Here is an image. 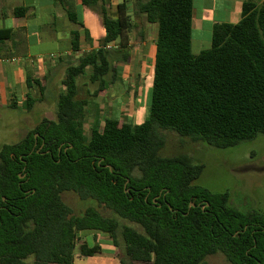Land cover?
<instances>
[{
  "label": "trees",
  "instance_id": "1",
  "mask_svg": "<svg viewBox=\"0 0 264 264\" xmlns=\"http://www.w3.org/2000/svg\"><path fill=\"white\" fill-rule=\"evenodd\" d=\"M81 4L99 16L105 37L67 66L55 119L0 146V264H73L76 247L83 256L99 251L80 242L86 231L107 235L121 264H205L218 252L230 264H264V212H242L227 192L194 184L203 166L189 157L158 156L161 131L216 149L264 136V0L245 1L238 23L215 25L210 47L197 55L193 0H133L130 13L123 3L114 12L100 0ZM27 11L14 8L13 16ZM144 23L158 27L147 119H105L86 137L78 78L89 69L92 97L113 84L117 63L130 55L127 36ZM11 34L0 28V44ZM71 36L77 52L78 33ZM34 103L28 96L25 110ZM63 192L94 206L75 215Z\"/></svg>",
  "mask_w": 264,
  "mask_h": 264
},
{
  "label": "crops",
  "instance_id": "2",
  "mask_svg": "<svg viewBox=\"0 0 264 264\" xmlns=\"http://www.w3.org/2000/svg\"><path fill=\"white\" fill-rule=\"evenodd\" d=\"M6 1L7 6L11 7L10 14L4 15L0 11V28L10 29L12 34L10 39L0 44V110L18 111L14 117L20 119L28 113L25 103L30 96L35 101L31 111L40 110L43 119L53 121V114L46 109V104L48 101L56 103L59 94L64 92L61 82L67 66L76 62L82 53L96 50L99 41L105 37V29L99 16L84 7L81 0H65L63 6L44 0ZM100 1L110 7L112 12L122 3L127 12L132 11L133 0ZM245 1L259 4L262 0H193L191 53L197 55L210 47L215 25L238 23ZM17 7H25L28 11L22 17H15L13 10ZM67 12L74 15L75 24L69 21ZM157 30L155 23L139 24L138 30H132L127 36L130 50L128 61L117 63L120 71L118 79L101 91L96 96L97 100L120 97L128 101L135 100L139 89L152 77ZM72 31H76L79 36L77 52L72 50ZM140 31L142 39L138 36ZM86 72L89 74V69ZM127 78L139 81H127ZM131 114L134 115L135 110ZM16 126L21 127L19 122L4 123V128L8 130H15ZM101 126L100 123L98 128ZM81 234L83 238L80 242H86L90 247L97 245L99 251L83 256L76 247L73 264H121L118 249L107 235L86 231L80 233L79 237Z\"/></svg>",
  "mask_w": 264,
  "mask_h": 264
},
{
  "label": "rangeland",
  "instance_id": "3",
  "mask_svg": "<svg viewBox=\"0 0 264 264\" xmlns=\"http://www.w3.org/2000/svg\"><path fill=\"white\" fill-rule=\"evenodd\" d=\"M196 2L198 0H195ZM6 0H0V11L4 15L10 14V6ZM88 72L77 80L78 95L86 99L85 108V136L89 137L90 129L98 127L105 119L117 118L121 122L129 121L133 125L141 124L148 117L151 82L140 88L134 101L123 98L97 100L88 96L95 89L87 81ZM65 75L63 76L64 79ZM127 81H139L127 78ZM144 81V79H141ZM112 85V84H110ZM54 102L48 101L46 106L55 119L56 109ZM39 106V105H38ZM39 109V108H38ZM135 110L132 115L131 111ZM18 111L0 110V146L19 142L29 131L43 119L40 110H30L23 117L17 118ZM13 115V116H12ZM20 123V128L8 130L4 123ZM120 122V123H121ZM17 125V124H16ZM164 144L158 151V156L171 158L178 155L189 157L194 164L203 166L200 177L194 184L204 187L211 192H227L229 203L232 207L242 212H264V136L259 135L251 142H245L227 149H216L206 143L190 137H182L172 131H161ZM63 202L68 205L75 215L82 214L89 206H94L91 201H81L72 192H63ZM83 234L80 235V239ZM205 264H230L226 257L218 252L207 256Z\"/></svg>",
  "mask_w": 264,
  "mask_h": 264
},
{
  "label": "water",
  "instance_id": "4",
  "mask_svg": "<svg viewBox=\"0 0 264 264\" xmlns=\"http://www.w3.org/2000/svg\"><path fill=\"white\" fill-rule=\"evenodd\" d=\"M37 135H35V137H36Z\"/></svg>",
  "mask_w": 264,
  "mask_h": 264
}]
</instances>
